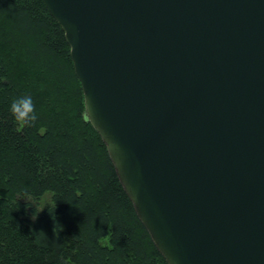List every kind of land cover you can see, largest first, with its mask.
<instances>
[{"label":"water","instance_id":"obj_1","mask_svg":"<svg viewBox=\"0 0 264 264\" xmlns=\"http://www.w3.org/2000/svg\"><path fill=\"white\" fill-rule=\"evenodd\" d=\"M43 1L167 263L264 264V0Z\"/></svg>","mask_w":264,"mask_h":264},{"label":"trees","instance_id":"obj_2","mask_svg":"<svg viewBox=\"0 0 264 264\" xmlns=\"http://www.w3.org/2000/svg\"><path fill=\"white\" fill-rule=\"evenodd\" d=\"M24 94L38 116L21 126L10 104ZM26 194L50 201L63 226L47 206L34 220ZM0 264H168L88 120L71 47L43 0H0Z\"/></svg>","mask_w":264,"mask_h":264},{"label":"clouds","instance_id":"obj_3","mask_svg":"<svg viewBox=\"0 0 264 264\" xmlns=\"http://www.w3.org/2000/svg\"><path fill=\"white\" fill-rule=\"evenodd\" d=\"M10 110L15 119L20 122L21 126L34 122L38 116V113L36 112V105L31 94H24L13 98L10 104ZM23 198H26L27 200L26 207L33 208L34 206L33 211L30 213L34 220L47 206L48 211L52 214L53 219L55 220L54 230L56 231L58 223L62 225L59 220L56 219L55 208L50 201L44 202L42 205L40 201L32 200L30 194H26ZM39 232L36 233L38 234Z\"/></svg>","mask_w":264,"mask_h":264}]
</instances>
